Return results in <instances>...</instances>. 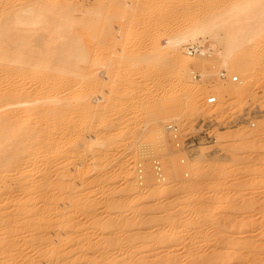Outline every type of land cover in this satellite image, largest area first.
Here are the masks:
<instances>
[{
	"label": "rangeland",
	"instance_id": "374dc122",
	"mask_svg": "<svg viewBox=\"0 0 264 264\" xmlns=\"http://www.w3.org/2000/svg\"><path fill=\"white\" fill-rule=\"evenodd\" d=\"M56 1L68 2L51 0L47 5L57 4ZM100 1L69 0L76 5L71 15L80 20V23L76 21L77 25L90 21L86 25L92 28L77 26L91 33L82 37L84 33L80 29L82 35L78 37L80 32L77 31L79 35L75 40L82 41L78 46L87 49L81 48L85 50L76 54L77 68L67 71L74 74L68 93L75 102L86 97L93 104H99L91 114L86 112L78 117L79 127L86 130V135H98L103 143V138L108 139L104 146L99 141L86 139L71 160L67 158L60 166H49V169L52 167L51 171L48 168L46 171L49 182L42 190L40 188L41 191L38 188L33 193V188L32 195L29 190V195L26 193L32 187L29 183L36 177L21 183L23 190L14 197L20 209L31 205L35 210L43 209L42 216L34 220L48 216L46 220L51 225L42 226L39 235H35L37 230L34 234L35 229L30 231L26 226L30 219L33 220L31 213V217L27 214L23 218L20 214L16 223L13 222L16 227L12 223L11 239L16 247L9 252L0 246L4 249L0 250V264H108L109 260L117 264H221L224 258L223 264H252L251 259L260 253L261 245L264 246L262 15H258L259 20L254 19L249 32L240 27L241 22L233 25L237 28L235 36L250 37L249 46L259 56L254 57L252 63L240 57L237 65H224L216 55L217 45L206 33L194 43H182L181 56L197 59L187 66L188 76L195 86L188 90L177 81H167L169 62L166 59L142 63L138 59L148 58L155 46L163 47L169 38L184 31L193 17L208 13L218 7L219 2L206 1L197 5L199 0H187L184 5L182 0H171V4L169 0H162L165 3L152 0L158 2L155 5L160 4L158 7L151 0H121L128 6L125 10L131 9L127 16V11L119 8L116 0H102L96 5ZM142 2H147L145 6L148 7ZM138 5L143 7L140 12L146 16L140 15L146 18L142 23L138 18ZM145 8L148 12L151 10L150 13L159 10L156 14L159 22H152L157 24L151 21L153 17L157 21L158 17L155 14L152 17ZM256 8L257 13H261V8ZM97 9L100 12H96ZM135 11L139 13L136 12L137 18L132 17ZM114 13L117 17L111 19ZM129 16L133 20H127ZM86 18H89L87 22ZM131 23L132 33L128 36L133 37L130 39L126 38L127 32L125 37L122 35V28L128 29ZM117 25H125L121 26V35ZM192 44L201 47L205 54L188 55L186 48ZM129 57H133V61H129ZM221 72L225 73L224 79L220 77ZM232 77H237V81L232 82ZM218 96L221 104L214 107ZM208 97H216L215 103L209 104ZM156 119L158 123L153 126ZM231 131L243 138L239 142L223 138ZM155 163L160 168V177L156 175ZM127 172L138 188H127ZM157 179L165 184L163 190L156 188L160 184ZM23 187L27 188L26 192ZM243 188H247L248 193L241 194ZM75 192L78 199L73 196ZM5 209L14 211L15 207L8 204ZM23 220L27 230L21 224ZM2 237L0 232V239ZM50 251L53 255H49ZM206 256L208 262L201 259Z\"/></svg>",
	"mask_w": 264,
	"mask_h": 264
},
{
	"label": "bare ground",
	"instance_id": "6f19581e",
	"mask_svg": "<svg viewBox=\"0 0 264 264\" xmlns=\"http://www.w3.org/2000/svg\"><path fill=\"white\" fill-rule=\"evenodd\" d=\"M50 1L51 0H49V2L47 0H46V2H45V0H0V232H1L2 236H4V237H2L4 239L1 238L2 242H0V246L2 245L5 249V251H9V252L15 246L14 242H12L13 239H11L12 234L14 232L13 225H15L13 222H15V220L18 219L17 217L20 214L23 215V216H20L22 218L25 215H26L25 217H27V214L30 217L32 215L31 218H33V220L30 219L31 221L27 222V224H26V221L23 220V222L21 224L23 225L25 223L26 226H29L30 231H31V229L32 230L35 229L33 231L34 234L36 233L35 231L37 230V233L35 235L38 234V232L41 230L42 226L43 227L45 226V228H46V225L49 226V224H50L49 220L48 221L46 220V218L48 216H46V218H44V217H40V219L38 218L39 215L42 216V213H43L42 210L43 209L41 211L37 210V209L35 210V208H34L35 206H33V205L23 207L24 206L23 203H22L23 208H21L22 210L20 209V203L18 202V200H16L17 198H14V197L17 195L19 196V194H17V193H21L19 191L23 190V189H21L22 188L21 183L22 182L25 183L26 181L30 182V180L32 178L36 177L37 179L35 178L34 180H37V182L35 181L36 183L34 184V180H32L33 182L31 181V183H29L32 185V187H30L29 189H27L26 187L25 188L23 187L24 192H26L25 190L27 189L26 193L28 194V190H29V194L32 195V193H30V191H32L33 188H34L33 193L35 192V189H37L36 191H38V188H39V190H40V188L42 190L43 189L42 187L45 186V184L47 186V183L49 182V180H48L49 178H47L48 176L46 173L47 168L49 166H60L62 161H64L67 158H70V160H71L73 157V153L76 151V149L78 147H80L84 142H86V139H88V142L92 141V140L99 141V142H101V145L103 144V146H104V143L106 142L105 140L108 139V137L106 139V138H103L101 136L103 139H105L104 143H103V140L98 135H95L93 137L88 135V134L86 135V133H87L86 130L84 131L83 129H81L82 126L79 127L78 121H79V118L83 116L82 113L88 112L91 114L93 112V110H95V108H97L96 106H98L99 104H97V103L93 104L86 97H84L81 100V102H75L69 98V93H68L69 89H71V87L73 86V83H71V80L74 77V74L71 72H67V71L77 68L78 61H75L76 54L80 51L87 49V47L82 46L81 48L85 47V49L81 50V48L78 46V44L82 43V41H80V43L79 42L77 43L78 40H75V38L78 39V37H81V35L83 33H84V35H82V37H84V36L86 37L87 36V35H85L86 33L87 34L91 33V31H90L92 28L91 25L90 26L86 25L87 23L90 22V21L87 22V20L89 18L88 19L86 18L85 22H87V23H85V25H84V23L82 24V21H81V25H79L80 27H87L88 29H90L89 30L90 32L87 31L85 33L84 29L78 28L79 26L77 25L78 24L77 22H79L80 20L77 21L78 19L77 18L75 19L71 15L73 13V12L71 13V11L72 10L75 11V9H74L75 4H73V5L71 4L74 2L70 3L68 0L69 3L66 1L65 2L63 1L60 3V2L56 1L57 4H51L50 7H52V8H50L49 5H47V2H48V4L51 3ZM97 1H100V0H97ZM120 1L121 0H119V1L116 0V2H115V3L119 2V8L122 7L124 10L126 8L128 9L127 4L125 2H120ZM161 1L158 0L159 3H161ZM169 1H171V0H169ZM169 1H167V2L171 4L172 1H174V0H172L171 2H169ZM184 1H187V0H182L184 5H186ZM199 1H201L202 3ZM199 1L197 2L198 4L196 3L197 5L204 4V2H206V1L207 2L209 1V3L210 2H212V3L213 2H215V3L219 2V5H218V7L213 8L208 13H201L197 17H193V19L189 21L188 27L186 29H184V31L180 30L178 33H176V35L174 37L169 38L163 47L159 48V47L155 46L152 49V51L150 53H148L149 54L148 58L141 57L140 59H138L139 63H142L143 61L144 62L145 61L154 62L155 60H158V59H166L169 62V64H168L169 68L167 67L168 68V70H167L168 71L167 81L168 82L177 81L178 83L183 85L184 88H186L188 90L193 89L195 86H194L191 78L188 76L189 70L187 69V66L190 63H194L195 61H197V59H194L193 57L186 56V55L181 56L180 47H181L182 43H184L186 41H190V42L194 43L199 38H203V35L206 33V34H208V36L212 40V42L217 45L216 46L217 49L214 47L216 50V55L218 58H220L222 60L224 65L226 63L232 64V65H235V64L237 65L240 57H242L244 60L250 61V63H252L254 57L257 58L258 55H256L257 53L253 49L250 48L251 46H249V45H251V42L249 39L250 37L244 38L245 36L244 37L242 36V38L241 37L238 38L237 36H235L234 31H236L237 28L233 27V25L235 23L241 22L240 27H244V29H246L247 32H249L253 27L252 24H254L255 18H257L261 15L264 18V0H199ZM94 2H95V0H94ZM150 2H152V0ZM193 2H195V1H193ZM101 3H102V0L100 1V3L97 2L96 5H98V4L100 5ZM143 3H145V2H142L143 6H145L147 4V2H146V4H143ZM157 3L154 2L153 4L155 5ZM163 3H165V2H163ZM106 4H107V2H106ZM152 5L150 4V6H152ZM154 5H153V7H154ZM158 5H160V4H158ZM158 5H155V6H158ZM212 5H214V4H212ZM138 6H139L140 10H138L139 8L138 9L136 8V10H138L140 12L141 8H143V7H140V5H138ZM75 7H76V5H75ZM133 7H135V6H133ZM145 7H148V6H145ZM256 7L261 8V9H259V10H261V13L260 12L257 13ZM154 8H149V9H154ZM254 8H256V9H254ZM109 9H110V7H109ZM115 9H117V8H115ZM115 9L112 10L111 12L115 11ZM146 9H148V8H145V11L148 12V10H146ZM98 10L99 9H97L96 12ZM102 10H103V8H102ZM89 11H90V9H89ZM125 11H127V10H125ZM130 11H131V9H130ZM130 11H127V16H128V14L130 15V13H128ZM149 11L151 12V10H149ZM153 11H152V13H150V12H148V13H150L151 15L152 14L156 15L159 10H157L156 13L155 12L153 13ZM99 12H100V10H99ZM117 12H119V11H117ZM136 12L137 11H135L134 13H136ZM141 12H143V11H141ZM141 12H140V14L137 12L139 14V16L137 13L136 14L132 13V15H133L132 17L133 18L134 17L137 18L136 16H138V18L140 17L139 22H141V20L146 19V18H144L146 16H144L143 13H141ZM85 13H87V12H85ZM123 13L126 14V12H123ZM150 14H148V15H150ZM140 15H143L144 17H142ZM148 15H147V17H148ZM110 16H111V19H114L115 17H117V15L115 13L111 14ZM127 16H126V18H127ZM104 17H105V15H104ZM152 17H153V15H152ZM149 18H151V17H149ZM153 18L155 19V17H153ZM263 18H262V20L264 21ZM154 19H152L151 23L153 21L157 22V23L159 22L158 21L159 17L157 18V21ZM93 20L95 21V18ZM96 20H98V18H96ZM110 20L108 19V21H110ZM127 20H133V19H131V17H130V19H127ZM257 20H259V19L257 18ZM136 21H137V19H135L134 22H136ZM97 22L99 23V21H97ZM129 22L133 23V21H129ZM143 22H145V21H143ZM126 23H128V21ZM132 23L128 24V26L131 25V26H129L128 29L126 28L125 25H124L125 27L123 25H120V26L117 25L116 28H118V26H119V30H120L119 35L124 33V34H122L123 36L124 35L126 36V34H127L126 38L130 37V36H128V34L131 35L130 32L132 30H129V29H130V27L131 28L133 27ZM157 23H155V24H157ZM108 24H110V23H107V25ZM152 24L155 25L154 23H152ZM82 25H84V26H82ZM121 26L124 28H122ZM259 26H261V25H259ZM75 27L78 28L79 30L74 31L76 29ZM121 28L123 29V31L121 30ZM125 28L128 31H126V30L124 31ZM257 28H258V26H257ZM80 29H82L81 30L82 34H81ZM88 29H85V30H88ZM104 29L107 32L106 28H104ZM241 29L243 30V28H241ZM101 30H103V24L101 26ZM77 31L80 32V36H78L79 33ZM115 31H116V29H115ZM117 31H118V29H117ZM117 31H116V33H117ZM121 31H122V33H121ZM110 32H111V30H110ZM73 34H75L76 36ZM108 35H109V32H108ZM120 37L123 38L122 36H120ZM132 37L133 36H131L130 39ZM81 39H86V38H81ZM128 40H129V38H128ZM248 43H250V44H248ZM211 46H212V43H211ZM78 47H79V49H78ZM208 51H210V48L208 49ZM128 60L133 61V57H129ZM254 61H255V59H254ZM209 98H214L216 100V97H208L207 99H209ZM218 98H219V96H218ZM220 99L221 98L216 100L214 107H217L221 104ZM160 110H161V112L164 111V109H160ZM81 114H82V116H81ZM156 115L158 116V114H156ZM92 116H93V114H92ZM157 119H156L155 123L153 124V126L156 123H158ZM167 129H168V127H167ZM104 136L106 137L107 135H104ZM159 138H162V135L159 136ZM223 138H231L233 141H238L243 137L241 134H238L236 131H231L227 134H224ZM97 145H96V147H98ZM102 149H103V147H102ZM100 154H101V152H100ZM102 154H103V152H102ZM101 158H103V157H101ZM51 169H52V167L49 170L51 171ZM128 169H126V170L130 172V170H128ZM129 172H127V174H126L127 175L126 179L129 181L127 188H129V189L130 188H132V189L138 188L137 185L134 183L135 181L132 180L133 177L130 175ZM138 172H141V170H139ZM55 176H56V174H55ZM72 176L73 175H71V177ZM69 179L70 178H68L67 180H69ZM157 180H159L158 182L160 183L161 180L160 179H157ZM51 181H52V178H51ZM55 182H57V181H55ZM27 185H28V182H27ZM141 185H142V183H141ZM164 185L165 184L160 183L157 185L156 188L159 190H163ZM60 186H62V185L60 184ZM72 186L73 185H71V187ZM155 186L156 185H154L153 187H155ZM51 187H53V186L51 185ZM56 187L57 186H55V188ZM47 188L49 189V187H47ZM247 191H248L247 188H243L241 191V194H246V193H248ZM58 193H61V192H58ZM73 196H74V198H75V196L77 198L76 192ZM52 197H53V195H52ZM52 197H51V201H52ZM55 197H57V196H55ZM55 202H54V205H55ZM8 204H9V206L10 205L14 206L15 207L14 211H16V212L11 211L10 209L6 210L5 206ZM87 206H86V209H87ZM59 208H60V206H59ZM30 213H31V215H30ZM53 215H55V214L53 213ZM88 215H90V213ZM36 216H38L37 221L34 220V219H36L35 218ZM50 216H52V215H50ZM21 221H19V222H21ZM63 221H64V219L60 222H63ZM173 222H174V220H173ZM12 223H13V225H12ZM107 225L105 227H107ZM17 226H20V225H17ZM26 226H24V227L26 228ZM15 227H16V225H15ZM27 228H26V230H27ZM61 230H62V228H61ZM30 235H31V233H30ZM174 235H175V233H174ZM153 236H154V234H153ZM28 238H29V236H28ZM173 238H175V237H173ZM1 239H0V241H1ZM46 243H47V241H46ZM262 245L259 249L260 253L257 254L256 257H254V259H251L252 261L249 260V261H251L250 263H252V264H264V258H262V255H264V246H262ZM258 248H259V246H258ZM3 250H1V251H3ZM11 253H13V252H11ZM49 255H53L52 252ZM49 255H47V257ZM7 257L11 258V255L9 256V254H8ZM5 258H6V256H5ZM208 258H209V256H208ZM230 258H231V255H230ZM121 259H120V261H121ZM201 259H204V260L206 259V261L208 262L207 256H206V258L202 257ZM224 259L221 261L223 262ZM196 260H194V261H196ZM109 261L110 262H108V264H115L116 263V262L113 263V261L111 263V260H109ZM225 261H224V263H225ZM136 262H139V261H136ZM217 262H220V260H218ZM222 262H221V264H223ZM43 263H45V262H43ZM91 263H93V262L91 261ZM194 263H192V264H194ZM202 263L205 264L206 262L205 263L202 262ZM202 263H200V264H202ZM210 263L208 262L206 264H210ZM56 264H57V262H56ZM195 264H197V262Z\"/></svg>",
	"mask_w": 264,
	"mask_h": 264
},
{
	"label": "built area",
	"instance_id": "2783aa9c",
	"mask_svg": "<svg viewBox=\"0 0 264 264\" xmlns=\"http://www.w3.org/2000/svg\"><path fill=\"white\" fill-rule=\"evenodd\" d=\"M186 53H187L188 55H192V56H193V55L203 56V55L205 54V52L202 50V48L199 47V46H197V45H195V44H192V45L187 46V48H186ZM220 77H221L222 79H224V78H225V73H224V72H221V73H220ZM231 81H232V82H236V81H237V78H236V77H232V78H231ZM207 102H208L209 104H213V103H215V99H214V98H209V99H207ZM171 128H172V127H168V129H171ZM154 168H155V171H156V175H157L158 177L161 176L160 168H159V166H158L157 163H155Z\"/></svg>",
	"mask_w": 264,
	"mask_h": 264
}]
</instances>
